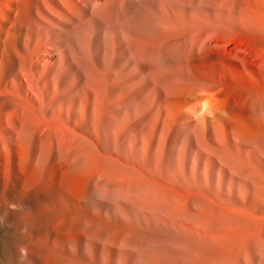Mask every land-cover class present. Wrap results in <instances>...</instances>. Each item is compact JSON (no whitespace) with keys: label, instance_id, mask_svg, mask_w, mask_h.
I'll use <instances>...</instances> for the list:
<instances>
[{"label":"rangeland","instance_id":"obj_1","mask_svg":"<svg viewBox=\"0 0 264 264\" xmlns=\"http://www.w3.org/2000/svg\"><path fill=\"white\" fill-rule=\"evenodd\" d=\"M8 235L6 264H264V0H0Z\"/></svg>","mask_w":264,"mask_h":264},{"label":"bare ground","instance_id":"obj_2","mask_svg":"<svg viewBox=\"0 0 264 264\" xmlns=\"http://www.w3.org/2000/svg\"><path fill=\"white\" fill-rule=\"evenodd\" d=\"M25 199H22V204L26 201H24ZM4 201H6V200H4ZM5 203V202H4ZM26 203H28V201L26 202ZM26 203H25V205H26ZM24 205V204H23ZM25 207V206H24ZM6 210V209H5ZM27 211H29L30 212V209L29 208H26V212ZM33 211V210H32ZM25 212V213H26ZM29 212H27L26 214H29ZM24 213V214H25ZM25 221H26V223H28V221H29V219L28 218H25ZM45 222V218L43 219V220H38V221H32V222H30V223H28V225L31 227L32 225H37V228L38 229H40L41 227H40V225L42 226V224ZM40 224V225H39ZM23 227V226H22ZM36 229V228H35ZM34 229H32V231H33ZM88 232V231H87ZM97 232V231H96ZM2 236V235H1ZM12 241H15V240H13L12 238H10V236L8 235L7 237H5L4 238V236L3 237H0V250H6V252H8L9 254H10V247L12 248V245L13 244H16V242L14 243V242H12ZM18 244V243H17ZM37 247V246H36ZM33 250H35V248H33ZM32 250V251H33ZM1 254H2V252H1ZM4 254H5V251H4ZM2 258V257H1ZM0 264H6V261H5V259L3 258V259H1V261H0Z\"/></svg>","mask_w":264,"mask_h":264}]
</instances>
